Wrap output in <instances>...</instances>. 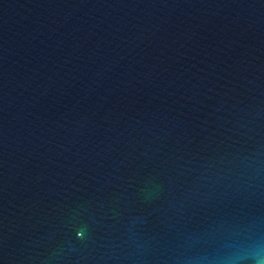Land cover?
I'll list each match as a JSON object with an SVG mask.
<instances>
[{"label": "water", "instance_id": "1", "mask_svg": "<svg viewBox=\"0 0 264 264\" xmlns=\"http://www.w3.org/2000/svg\"><path fill=\"white\" fill-rule=\"evenodd\" d=\"M0 264H264V0H0Z\"/></svg>", "mask_w": 264, "mask_h": 264}]
</instances>
